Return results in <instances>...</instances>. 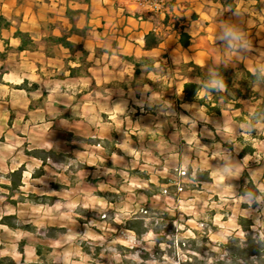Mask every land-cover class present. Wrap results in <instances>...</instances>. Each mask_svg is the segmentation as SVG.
I'll use <instances>...</instances> for the list:
<instances>
[{"label": "rangeland", "instance_id": "374dc122", "mask_svg": "<svg viewBox=\"0 0 264 264\" xmlns=\"http://www.w3.org/2000/svg\"><path fill=\"white\" fill-rule=\"evenodd\" d=\"M167 2L171 7V13L173 10L172 2L168 0ZM235 4L236 7L237 4L241 6L240 12L244 13L242 9L248 11V13H245L247 18H243V16L235 17L229 12V8H224L223 12L218 13L222 15L221 18L209 14L208 18H210V21L204 25V29H206L207 25H213L209 26L210 29L206 35L210 36L215 42L209 46L212 56L211 65L208 68L201 69V73L206 77L214 76L216 74L215 69L219 64L224 63L231 68L236 66L235 62H243L246 68L253 73L260 70L264 76V0H235ZM227 15L229 16L227 17ZM171 18L172 20L178 19V17L177 19ZM230 31L239 32L243 40L233 41L228 34ZM53 52L52 54L54 55ZM56 56L59 58V51ZM167 56L165 55L164 58ZM147 59H150V57H147ZM170 60L172 61V66L165 63L168 67L161 65L163 71H158L147 67L148 64L145 62V57H133V62H139L141 65L146 66L141 67V79L152 72V77L161 80L159 83H153L150 80L146 82L151 86V89L148 90L153 92V94L156 93L160 98L152 97L148 99L145 96L140 100L131 98L125 100L126 103L123 105L129 106L128 110H130L131 106L133 108L131 113L135 111V105H139V108L148 106L150 109H156L159 112L161 125L165 126L167 122L176 128L167 130L168 128L164 129L162 126L159 133L161 143H153L154 149L141 145V151H139L141 153L140 159L168 160L171 164L188 162L186 175L191 183L183 184V192L175 195L173 191L175 187V183H173L174 176L179 174L177 168H171L167 178L162 179L161 184H167L168 189L173 192L170 196H175L176 199H179L183 194L185 199L198 200V211L203 203H219V196L214 194L219 185V175L213 177V174L221 173L225 167L231 166L234 175H227L223 185L220 187L227 195L236 197L250 196L252 203L236 204L235 202H230V205L222 209L219 215L222 217L221 223H227L228 216L234 214L236 224L245 232V238L236 236L233 233L227 238L226 242L219 244V252L211 250L209 245L215 247V242L209 241L207 234L201 237L203 246L197 247L195 241L191 242V247L204 257V259H195V264H206L209 256L214 257L215 264H221L223 261L229 262L231 259L227 250L228 246H236L237 243L248 245L252 240H264L260 236L261 229L253 227L257 221H264V201L258 199L260 196H264V193H261L257 187V181L264 183V149L254 147L253 142L245 140L243 136V133L248 131L249 135L254 139L264 141V130L260 128L261 124H257L255 129H252L249 124L235 120L236 117L241 115V111L252 113L263 100L251 97L243 102L230 101L231 98L234 100L233 95L227 89L220 90L219 88L211 87V81L209 80L207 86L214 90L213 93H208L211 99L205 96L202 99L196 97L194 100L189 101L185 106L190 114L187 115L189 118L188 122L183 119L185 116L184 110L179 108L182 110L181 116L183 119V122L179 123V120L174 115L177 105L173 94L181 87L184 81H196L198 79V70L188 65L190 63ZM69 61V58L63 57L61 63L53 62V67L43 66L42 71H36L34 76L38 82L31 83V86H29L28 79L33 77L31 74L22 83H17L16 79H12L13 88L11 89L13 91L6 98L2 94L0 95V147L8 144L14 146L11 152L6 150L3 152L6 157L4 167L8 169L5 180L8 182L0 183V190H2L0 195L5 197L4 203H0V208H3L4 204L17 208L18 205H25V202H27V205L22 209L27 212L29 208L35 209L40 206L53 208L58 202L64 204L77 202L78 205L81 204L74 210L71 222L62 220L60 214L55 210L50 214L31 212L21 215H5L0 219V224L6 225L13 230H24L28 234L27 238L20 242V246L23 247L25 243L29 242L35 245L36 255L37 250L41 253L37 255L41 264H51V258L49 257L50 246L54 245L56 240L66 233L69 228L74 232L83 233L87 230L85 225L93 220L99 223H108L116 229L115 232L109 233V239L124 235L126 229H131V226L136 229L138 237L147 231L144 224V212H137L135 216L127 219L123 224H116L111 220V217L115 215V208L107 209V217L101 216L98 207L92 208L90 206L87 209L84 208L82 203L87 202L92 196L98 197L112 205H119L128 198L140 203L141 208L145 207L144 209L147 210L148 215L159 213L153 207L154 202L153 204L146 202V196L143 192H140L141 189H137L131 197H128V193L121 191L125 180L120 175V172L127 170L125 168L129 167V165L123 167L125 165L122 164L120 158L121 148H117V145L125 143L124 139L129 138V136L126 137L128 131L121 130L120 127L117 128L115 133L112 130L113 125H121L122 116L128 112L126 107L124 108L123 106L125 113L119 115V112H114L116 105L119 104L114 98L125 89L145 92V84L141 80H137L138 82H133L127 87L130 81L124 84L120 82L96 83L92 80H71L69 77L78 78L85 74L87 75L90 63L84 61V67H79L75 75L70 72L69 77H66L65 73L71 69ZM15 73L18 75V71ZM39 74H42V76ZM138 78L136 77V79ZM56 84L60 85L59 90L51 91ZM17 90H25L26 92H18ZM255 91L259 92L261 97H264V84L256 86ZM50 96L51 99H49ZM43 100H45L44 105L42 104ZM201 101L206 104L223 105L227 108L223 112L226 114V111H228L234 120L232 121L229 115H225L222 121H212L213 125L217 127V134L213 132L214 129L212 131L207 127L203 130L193 126L189 127L193 122L205 121L204 110H207V108L201 105ZM46 106H48V109H45ZM109 113L115 115L114 120ZM93 118H95V121H93ZM195 123L194 125L196 126ZM45 124L50 126L47 131L42 130ZM179 125H182V127L180 128ZM226 125L233 129L231 135L223 131ZM242 125H248L249 127L246 129L241 127ZM193 132L196 133L199 140V144L196 147L187 143V139L192 136ZM101 136L104 138L101 139ZM140 136L141 138L146 137L147 132L143 131ZM19 141L23 143L19 147H15ZM48 145H51V147ZM248 145L253 146L255 153L246 155L245 157H250L246 162L245 157L240 158L239 154ZM147 149H149L150 153H155L154 157L145 155L148 153ZM37 152L39 157L32 155ZM159 154L164 155L165 158H161ZM80 155L86 161L94 160V163H82L79 169H76V165H73L67 171L57 167L77 160ZM113 155L120 159L118 161L114 160ZM8 158H11L15 165L21 164L16 171L22 169V176L20 178L18 176L14 177L17 187L13 190L7 188V186L13 185L10 177L13 173L9 171L10 162ZM49 160H51V164ZM101 160L103 161L102 163L99 162ZM37 161L40 162V165L36 168L33 175L28 178L29 195L25 197L22 190L24 188L22 184L25 179L24 172L27 171L30 164H35ZM205 161L212 162L215 165L213 170L207 169L206 166L208 164ZM201 163L204 164L203 169L201 168ZM161 168L162 165L158 164L157 170ZM109 169H114V173H110ZM237 169H239V172H237ZM194 170L196 171V176L193 177L192 172ZM127 172L129 177L134 175L135 179L138 178L135 174L141 176V174L144 175L146 173L145 171L144 173L141 172L139 169ZM77 173H79V179L77 178ZM254 175L256 180L253 179ZM204 178H208L209 181H202ZM251 182L253 185H251ZM153 186L150 185L149 189L154 194L160 195L161 189ZM32 189H38V191L33 192ZM254 189L258 190L261 195L254 197L248 194ZM142 199L143 202H141ZM17 210L21 209L17 208ZM60 211L67 212L68 209L62 208ZM205 211L209 210L205 209ZM209 214L215 216L217 212L212 209ZM134 218H138V221H135ZM241 219H244L245 225L241 224ZM41 221L43 227L38 229L36 224ZM153 223H155V220H153ZM209 226L213 227L214 231L219 232V229L215 226ZM94 231L104 234L100 229H94ZM157 231H159V227ZM174 231L173 224L169 223L166 232L173 233ZM0 238L2 240L7 238V234L2 230H0ZM164 239V236L160 237L161 241ZM83 250L93 256L96 264H112L107 255L101 257V247H96L93 253L85 244ZM123 251L127 250L124 249ZM136 251H139L145 260L153 257L159 258L163 255L159 244L153 248L152 252L145 251L143 246L138 247ZM0 264H11V260L5 257L0 259ZM125 264H128V262H125ZM251 264L256 263L253 262Z\"/></svg>", "mask_w": 264, "mask_h": 264}, {"label": "crops", "instance_id": "0c3cea01", "mask_svg": "<svg viewBox=\"0 0 264 264\" xmlns=\"http://www.w3.org/2000/svg\"><path fill=\"white\" fill-rule=\"evenodd\" d=\"M168 1L172 2L173 10L168 15V22H166L167 16L155 20H140L136 16L135 0H0V17L6 18L11 23L8 30H3L2 37L0 38V52L6 54L5 60H0V76H3L2 83L0 84V95L2 94L6 98L13 91L11 89L13 88L12 79L24 80L26 77H29V74L35 76L36 71H42L43 66L53 67V62L61 63L63 57L70 58L69 49H65L60 45H50L49 38L51 36H68L70 42L81 45L86 52L84 55L82 51H78L75 59L69 61V65L71 69L84 67V61H87L90 63L87 75L70 78V71H68L65 75L71 80H92L96 83L120 82L124 84L130 81L127 87L133 82H138L137 80H141L144 84H147L146 82L150 80L148 77H152V72L148 73L143 79H141V75L136 79L135 66L132 61L133 57H156V62L160 63L163 67H168L165 63L172 66L170 59H173L182 63H194L201 69L208 68L212 61L209 46L215 42L210 36L206 35L213 25H207L206 29H204V25L210 21V18H208L209 14L221 18L222 15L218 13L223 12L224 6L214 0ZM240 10L241 6L237 4V7L233 11L230 9L229 12L235 17L243 16V18H247L245 13H248V11L242 9L244 12L242 13ZM171 17H174V19L178 17V19L172 20ZM154 30L163 35L165 40L157 49L145 51V37ZM182 31L190 34L192 38V45L188 49L183 48L179 42ZM18 32L32 37V44L25 47L24 50L20 49L22 42L17 37ZM217 40L218 38L215 41L217 42ZM13 41L17 43L13 44ZM58 51L59 58L56 56L58 55ZM165 55L168 56L164 58ZM17 71L18 75L15 73ZM39 75L42 76V74ZM5 77H9V79H5ZM186 82L184 81L181 87L178 88L180 90L179 95L177 91L173 94L177 105L174 115L179 120V123L183 122L181 116L182 110H184L185 115L183 116L187 117L189 110L185 106L189 101L194 100V98H187L183 93V86ZM192 82L200 84V79ZM17 91L26 92L25 90ZM143 96L148 99L154 98L153 92L148 89L145 92L125 89L114 98L119 105L124 108L126 107L128 111L126 115L122 116V122L119 125L121 130L128 131L126 137L129 136V138H125L124 142L137 151H141V145L154 149L153 143H161L159 133L163 126L160 123L158 110L150 109L148 106L139 108V105H135V111L131 113L133 108L130 106V110H128L129 106L123 105L127 99L134 98L135 100H140ZM42 104H45V100L42 101ZM45 109H48V106ZM114 112L116 111L114 110ZM226 112V114L223 112L221 116H215L209 115L208 110H204L205 121L200 120L196 122V126L194 125V127L200 130L206 127L212 131L214 129L213 132L217 134V127L213 125L212 121H222L225 115H229L232 121L234 120L232 115L228 111ZM123 113L125 111L119 112V115ZM192 126L193 124L189 125V127ZM179 127L181 128L182 125H179ZM163 128H168L167 130L176 129L167 122ZM112 130L113 133L117 132V125H113ZM143 131L147 132V136L141 138L140 134ZM120 151L122 164L125 165L123 167L129 165V167L125 168L127 171L140 170V167L146 161V159L141 158L138 162H134L135 158L129 155L123 148ZM147 155L154 157L155 153L148 151ZM159 156L165 158L162 154H159ZM8 159L10 162L9 171L14 173L21 164L17 167L11 158ZM147 160L153 159L147 158ZM205 163L208 164L206 166L207 169L213 170L215 165L212 162L205 161ZM201 164V168L203 169L204 164ZM116 165L121 167L119 164ZM156 167H158V164ZM145 172L144 175L138 176L135 174V176L139 180H147L150 178V174L147 171ZM131 176V178L135 179L134 175ZM157 179L162 183L164 177H157ZM22 184L25 186L24 182ZM153 185L158 187L155 184ZM140 192H143L146 196V202L152 204L154 202L153 207L156 209L155 211L169 220V223H172L171 221L177 218L169 217L166 212L161 211L163 200L157 201L154 199L158 194H154L150 189H141ZM181 196L183 197V194ZM169 197L176 200L175 196ZM178 215L179 213H177ZM0 240L2 239L0 238Z\"/></svg>", "mask_w": 264, "mask_h": 264}, {"label": "clouds", "instance_id": "9594fccd", "mask_svg": "<svg viewBox=\"0 0 264 264\" xmlns=\"http://www.w3.org/2000/svg\"><path fill=\"white\" fill-rule=\"evenodd\" d=\"M228 34L231 36L233 41L243 40V37L239 32L230 31ZM12 43L16 44L17 42L13 41ZM150 59L154 69L163 71L161 64L156 62V57H150ZM141 67L143 68L146 66L142 65ZM5 79H9V77H5ZM28 79L29 86H31V83L33 82H38L37 78L34 76L29 77ZM148 79L152 80L153 83H159L161 81L154 77H148ZM16 82L22 83L23 79H17ZM210 86L224 90L227 87V83L222 79L213 80L211 81ZM59 88L60 85L56 84L55 88L51 91H58ZM145 88L150 90L151 86L145 84ZM177 94H180L179 89H177ZM153 95L154 98H160L156 95V93ZM196 95L198 99H202L205 96H208V98L211 99V96L208 94V90L206 88L198 91ZM49 99H51V96ZM115 111L124 112V109L121 105L117 104ZM109 115L113 120L115 119V115L112 113H109ZM183 119L185 122H188L189 118L184 117ZM93 121H95V118H93ZM194 123L195 122H193V127ZM49 127L50 126L48 124H45L42 130L47 131ZM241 127L247 129L249 126L242 125ZM117 128H119V125H117ZM260 128L264 130V124H261ZM223 131L229 135L233 133V129L228 125L224 127ZM243 136L245 140H251L254 147L264 149V141L254 139L249 135L248 131H245ZM100 138L103 139L104 137L101 136ZM22 143V141L17 142L15 147H19ZM187 143L193 147H196L199 144V140L197 139L195 132H193L192 136L187 139ZM48 146L51 147V145ZM13 147L14 146L12 144L0 147V183L8 182L5 180V175L7 174L8 169L4 167L6 157L3 152L5 150L11 152ZM117 147L123 148L129 155L134 157V162H138L140 160L141 153L135 148L129 147L126 142L117 145ZM145 155H147V153ZM113 157L114 160L117 161L120 159L116 155H113ZM248 159H250V157H245L246 162ZM99 162L102 163L103 161L101 160ZM49 163L51 164V160H49ZM82 163L92 164L94 163V160L86 161L83 156L80 155L77 160H73L68 164L59 165L57 167L67 171L69 168H72L73 165H76V169H79V166ZM157 164L162 165L160 170H157ZM187 164V161L171 164L168 160H146L143 166L140 167V171H147L150 174V178L147 180L133 179L129 177L127 170L120 172V175L123 176L125 180L121 191L128 193V197L133 196L137 189H149L150 185L153 184L157 185L161 189L160 195L155 196L154 199L157 201L163 200V204L161 205L162 212H166L169 217H177L171 221L175 229L173 233L166 232L169 220L159 214L148 215L147 210L141 208L140 203H137L136 201L127 198L119 205H112L98 197L92 196L87 200V202L82 203L84 208L87 209L90 206L92 208L98 207L102 217H107V209L115 208L116 212L115 215L111 217V220L116 224H123L127 219L135 216L137 212H144V224L147 231L138 237L135 230L126 229L124 235L109 239V233L115 232L116 229L108 223H99L93 220L85 225L87 230L83 233L74 232L71 228H69L66 233L61 235L56 240L54 245L50 246L51 251L49 253V257L51 258V264H96L93 256L83 250V246L85 244L93 253L95 252L96 247H101V257H105L107 255L112 261V264H125V262H128V264H195V259H204V257L191 247V242L195 241L197 247L203 246L201 244V237L206 234L209 241L215 242V247L209 245L211 250L214 252H219V244L226 242L227 238L233 233L236 236L245 238V232L239 225L236 224L234 214L228 216L227 223H221L222 217L219 215V212L228 207L230 202H235L236 204L244 202L249 204L252 203L250 196L236 197L234 195H227L222 187H220L223 185L224 179L227 175H234L231 166L225 167L221 173L213 174V177L219 175V185L217 186V190L214 192L215 195L219 196V203H203L202 207L198 211V200L185 199L183 197L173 200L167 195L168 185L161 184L157 177L167 178L170 174V169L175 167L177 168L179 174L174 176L173 183L177 185L191 183L186 175L188 171ZM39 165V161L35 162V164H30L27 171L24 172L25 186L22 190L25 197L29 195L28 178L33 175ZM108 171L110 173H114V169H109ZM237 172H239V169H237ZM192 176H196L195 170L192 172ZM77 178L79 179V173H77ZM253 179L256 180L255 175L253 176ZM257 187L261 193H264V183H259V181H257ZM180 190L183 191V188L181 187ZM32 191H38V189H32ZM258 199L264 201V196H260ZM4 200L5 197L0 195V203H4ZM141 202H143V199ZM26 205L27 202H25V205H18L17 208L21 209L18 211L17 208L4 204V207L0 208V219H2L5 215H21L29 214L31 212L50 214L53 210H55L60 214V218L62 220L71 222L74 210L81 204L78 205L77 202H68L67 204L58 202L53 206V208L40 206L35 209L29 208V210L25 212L22 209ZM62 208H67L68 211L61 212L60 210ZM205 209H208L209 211H205ZM212 209L216 210L217 215L212 216L209 214ZM177 213H179L178 216ZM153 220H155V223H153ZM209 225L218 228L219 232L214 231L213 227H210ZM36 227L38 229L43 227L42 221L37 223ZM158 227L159 231H157ZM253 227L261 229L260 236L264 239V221H257ZM94 229H100L104 234H99L94 231ZM206 229L207 231L205 232ZM0 230L7 234L6 240H0V245H2L0 246V259L8 257L11 261H14L15 264H40V259L36 255V247L31 242L25 243L23 250H21L20 242L25 240L28 236L24 230H13L3 224H0ZM161 236L165 237L163 241L160 240ZM157 244H159V248L163 252V255L159 258L153 257L145 260L141 256L140 252L136 251L138 247L143 246L145 251L152 252L153 248H155ZM124 249L127 251H123ZM206 264H215L214 257L209 256Z\"/></svg>", "mask_w": 264, "mask_h": 264}, {"label": "trees", "instance_id": "16d2710c", "mask_svg": "<svg viewBox=\"0 0 264 264\" xmlns=\"http://www.w3.org/2000/svg\"><path fill=\"white\" fill-rule=\"evenodd\" d=\"M217 3H220L224 6L225 9L229 8L234 10L236 8L235 0H214ZM166 22H168V16L166 17ZM11 26V23L4 17H0V38L2 37L3 30H8ZM17 37L21 40L20 49L24 50L25 47H28L32 44V37L28 34L18 32ZM68 36L54 37L51 36L49 38L50 45L52 46H62L65 49H69L70 52V60L75 59V55L78 51H82L85 55L86 52L83 50L81 45L75 44L68 40ZM165 38L158 31H151L145 37V51H151L153 49H157L163 42ZM179 42L181 46L185 49H188L192 45V38L190 34L185 31H182L180 34ZM5 53L0 52V60H5ZM145 62H147V67L153 69V65L151 59L145 58ZM135 66V76L139 77L141 75V63L133 62ZM195 69L198 70L197 78L200 79V84L194 82H186L183 86V93L187 98H196V93L200 90L207 89L208 93H213V89L207 86V82L213 80H224L227 83V91H229L234 100L231 98L230 101L234 102H243L248 100L249 98L254 99H262L263 102L255 108L252 113H247L241 111V115L236 117L235 120L240 123H246L251 126L252 129H255L257 124H264V97L260 96L259 92L255 91V87L264 84V76L262 71L257 70L256 73L251 72L246 68L243 62H235V67H228L224 63L219 64L215 69V75L211 77H206L201 73V68L194 63L188 64ZM78 68L70 69L71 74H76ZM2 75L0 76V84L2 83ZM201 105L205 106L208 110L209 115L221 116L223 111L227 110L223 105L217 104L213 105L211 103L206 104L205 102H200ZM235 107V106H234ZM248 117V119H246ZM255 150L252 145H248L244 147L239 157L243 158L246 155H253ZM35 157H39L38 152L36 154H32ZM201 176L203 174L200 173ZM18 176L19 178L22 176V169L14 172L10 177L12 178L13 185L7 186L9 190H13L17 187V183L14 180V177ZM202 181H209L208 178L202 179ZM251 185L252 182H251ZM248 194L257 197L260 192L254 189L252 192H248ZM135 221H138V218H134ZM241 224H244V219H241ZM132 230L136 229L131 226ZM246 229V228H245ZM146 232V231H145ZM23 250V247H21ZM227 250L229 252V257L231 261H223L221 264H251L255 262L256 264H264V240H252L248 245H243L237 243L236 246H228ZM40 251L37 250V255H40ZM11 264H15V262L11 261ZM41 264V263H40Z\"/></svg>", "mask_w": 264, "mask_h": 264}, {"label": "built area", "instance_id": "2783aa9c", "mask_svg": "<svg viewBox=\"0 0 264 264\" xmlns=\"http://www.w3.org/2000/svg\"><path fill=\"white\" fill-rule=\"evenodd\" d=\"M136 16L140 20H155L158 17L168 16L170 14L171 7L167 0H135L134 2ZM181 187L184 191L183 185L175 184L173 189L174 194H179ZM172 190H167V195H172ZM148 213V212H147Z\"/></svg>", "mask_w": 264, "mask_h": 264}]
</instances>
